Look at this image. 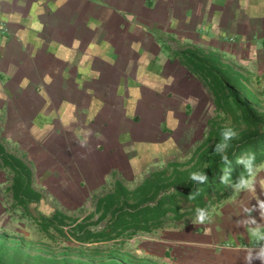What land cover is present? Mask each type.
I'll return each instance as SVG.
<instances>
[{
    "label": "crops",
    "instance_id": "1",
    "mask_svg": "<svg viewBox=\"0 0 264 264\" xmlns=\"http://www.w3.org/2000/svg\"><path fill=\"white\" fill-rule=\"evenodd\" d=\"M0 24L9 28L0 36V110L40 119L35 126L18 122L13 128L20 136L51 144L66 167L75 163L63 154L71 147L55 137L58 125L72 124L75 118L84 125L96 113V105L90 108L88 103L108 97L131 101L128 82L139 83L146 71L151 70L150 77L156 80L159 71L167 69L162 83L172 90L167 94L169 114L170 104H182L178 102L182 81L186 86L196 77L199 94L206 93L201 79L177 58L183 51L199 47L205 54L219 55L224 65H232L251 84L264 79V0H0ZM38 134H43L42 142ZM89 156L78 155L77 163L83 158L84 165L76 164V169L91 183ZM107 160L103 164L108 165ZM44 164L53 165L48 160ZM233 194L236 191L230 197ZM236 199L228 197L220 206L227 204L233 212ZM258 213L264 216L262 208ZM192 221L181 230L189 227L192 234L203 228L204 235L188 241L171 236L166 240L170 246L164 248L169 260L161 264H247L250 251L259 249L235 240L226 244L229 238L222 231L207 224L197 227ZM215 235L222 239L204 240ZM252 264L262 262L256 259Z\"/></svg>",
    "mask_w": 264,
    "mask_h": 264
},
{
    "label": "rangeland",
    "instance_id": "2",
    "mask_svg": "<svg viewBox=\"0 0 264 264\" xmlns=\"http://www.w3.org/2000/svg\"><path fill=\"white\" fill-rule=\"evenodd\" d=\"M160 65L161 68L165 67ZM166 70L161 69L156 80L150 77L152 71L149 70L139 83L134 79L129 81L127 88L132 91L131 101H117L108 97L101 102L88 103L90 108L96 105V113L84 125H79L76 118L72 124L66 122L61 127L58 125L60 132L55 137L64 140L68 148L71 147L63 154L74 161L73 167H66L60 162L57 155L59 151L54 153L51 144H40L32 137L20 136L13 128L18 122L35 126L40 119L22 118L16 116L18 112L12 115L11 110H0V143L9 153L22 158L33 169V186L45 197L40 206L31 205L29 216H24V210L12 198L14 175L9 169L2 168L0 161V242L5 243L3 264H66L65 260H70L69 264H99L110 261L118 252L122 254L118 260L124 259L125 264H130L129 256L132 264H140L141 260L146 259L161 264L169 260L164 256V248L170 246L166 240L171 239V236L176 241H188L191 236L199 240L198 236L204 235L200 232L203 228L192 234L189 227L181 230L182 225L189 223L185 219L179 225L180 228L168 222L162 230L139 232L124 243L120 240L100 244L76 243L54 230L50 233L41 231L35 220L38 212L49 216L59 210L69 218L68 225H72L74 220L81 222L88 215H95L88 221L95 223L100 216L96 211L97 201L113 191L116 180L134 189L155 171L165 168L171 171L170 163L182 164L181 170L189 169L197 161L195 155L198 148L203 147L202 151L210 152L215 150L219 140L215 136L209 138L212 130L219 131L228 126L233 127L237 134L242 130V125L235 117L216 109L215 97L204 83L206 93L199 94L194 84L196 77L186 86L183 81L180 83L182 94L179 96V92L178 102L182 101V104H170L169 110L172 111L169 114L166 110L171 96L167 94L172 90L165 89L166 84L162 83L163 74L164 78L167 76ZM196 84L199 85L198 82ZM248 88L256 93L254 105L263 113L264 79H256L252 84L249 83ZM185 89L189 94L184 95ZM135 94L139 99L134 98ZM159 96H163V100ZM88 122L92 124L88 125ZM30 126L23 127L30 130ZM39 126L43 127L44 124ZM38 135L42 142L43 134ZM33 137L36 138L35 134ZM84 152L91 155L86 168L90 161L94 175L92 182L99 170L97 182H88L76 169V164L79 167L84 165L83 158L80 159L81 163H77L78 155ZM107 157L108 165H105L103 162ZM44 160L53 165L45 167ZM253 177L250 189L236 191L233 197H230L232 192L228 193L227 198H237L231 205L232 208L235 206L233 212H230L227 204L220 206L226 198L211 207L205 223L192 221L193 225L201 227L207 224L213 231H222L229 238L225 240L226 244H232L235 240L250 246L253 244L254 247L259 245L258 248L264 247V239L251 233L246 218L251 215L259 227V235L264 236V216L258 213L261 210L260 204L264 202V164L256 169ZM66 185L70 188H62ZM245 208L250 209V213L246 214ZM106 223V220L92 223L90 228L99 230ZM234 232L237 233L232 234ZM214 238L222 239L215 235L213 238L205 237L204 240L212 242Z\"/></svg>",
    "mask_w": 264,
    "mask_h": 264
},
{
    "label": "trees",
    "instance_id": "3",
    "mask_svg": "<svg viewBox=\"0 0 264 264\" xmlns=\"http://www.w3.org/2000/svg\"><path fill=\"white\" fill-rule=\"evenodd\" d=\"M176 56L212 91L216 109L235 117L242 125V130L230 141L227 149L229 159L233 162V181L243 171V167L235 163L242 153L255 152L257 168L262 166L264 112H259L254 105L256 93L249 90V82L232 65H224L219 55L205 54L199 47ZM221 131L212 130L209 138L215 136L220 141ZM202 149L203 147L197 149V161L189 169L181 170L182 164L170 163L171 171L166 168L155 171L134 189L117 180L113 191L97 201L96 211L100 216L95 223L104 220L107 222L99 230L91 229L90 226L95 223L88 222L95 215H88L81 222L74 220L72 225H68L69 218L59 210L49 216L38 212V216H35L37 225L45 233L54 230L76 243L96 244L118 240L124 243L139 232L162 230L168 222L179 226L185 219H194L198 207L209 211L234 191L220 182L223 168L221 154L215 150L210 152ZM0 161L1 167L9 169L14 175L11 192L15 204L24 210V216H29L30 206L38 207L45 199L33 186V169L22 158L9 153L1 143ZM195 172H205L209 177L208 181L204 184L194 181L191 177ZM173 188L175 191H171ZM4 248L5 243L0 242V264L5 259ZM121 256L118 252L110 261L99 264H125L124 259L118 260ZM128 261L132 264L130 256ZM69 262L70 260H65L66 264ZM140 264L160 263L146 259L141 260Z\"/></svg>",
    "mask_w": 264,
    "mask_h": 264
},
{
    "label": "clouds",
    "instance_id": "4",
    "mask_svg": "<svg viewBox=\"0 0 264 264\" xmlns=\"http://www.w3.org/2000/svg\"><path fill=\"white\" fill-rule=\"evenodd\" d=\"M221 140L216 145L215 152L220 153L221 161L223 163L222 175L220 176V182L231 187L234 191H240L244 189H250L252 187V177L256 173L258 167L256 163V153L253 151H247L242 153L236 158L235 163L243 167V171L239 174L238 178L233 181V162L229 159L227 154V149L229 148L230 141L237 136V132L233 127H225L221 133ZM194 181L204 184L208 181L209 177L205 172H195L191 177ZM171 191H175L174 188ZM261 208H264V202L260 204ZM195 220L193 223L203 224L208 219V209L207 208H197L195 210ZM244 212L246 214L250 213V209L245 208ZM247 220L249 222V229L254 236L259 239H264V236L259 235V227L256 225L255 219L251 215H247ZM261 260L264 264V247L259 249H253L250 251L249 255L246 257L247 264H252L253 260Z\"/></svg>",
    "mask_w": 264,
    "mask_h": 264
},
{
    "label": "built area",
    "instance_id": "5",
    "mask_svg": "<svg viewBox=\"0 0 264 264\" xmlns=\"http://www.w3.org/2000/svg\"><path fill=\"white\" fill-rule=\"evenodd\" d=\"M9 32V28L6 24H0V36L6 35Z\"/></svg>",
    "mask_w": 264,
    "mask_h": 264
}]
</instances>
